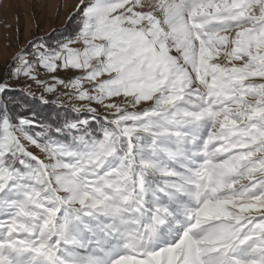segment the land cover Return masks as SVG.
Wrapping results in <instances>:
<instances>
[{"label":"snow or ice","instance_id":"6c2138e0","mask_svg":"<svg viewBox=\"0 0 264 264\" xmlns=\"http://www.w3.org/2000/svg\"><path fill=\"white\" fill-rule=\"evenodd\" d=\"M68 20L0 76V264H264V0ZM32 83L80 103L38 117Z\"/></svg>","mask_w":264,"mask_h":264},{"label":"rangeland","instance_id":"374dc122","mask_svg":"<svg viewBox=\"0 0 264 264\" xmlns=\"http://www.w3.org/2000/svg\"><path fill=\"white\" fill-rule=\"evenodd\" d=\"M76 3L77 0H0V76H3L5 65L20 47L28 45L34 37H45L55 30L65 28ZM56 75L67 79L73 74L60 72ZM28 91L34 97L44 96L48 101L70 108L73 103H80L70 101L61 86H57L56 92L46 93L43 87L32 83Z\"/></svg>","mask_w":264,"mask_h":264},{"label":"trees","instance_id":"16d2710c","mask_svg":"<svg viewBox=\"0 0 264 264\" xmlns=\"http://www.w3.org/2000/svg\"><path fill=\"white\" fill-rule=\"evenodd\" d=\"M70 25V21L68 20V23L65 28L55 30L54 32H51L49 35L45 36V38L49 39H55L57 38L61 33H63ZM18 99L24 98L28 99L24 96L23 92L15 93ZM28 104L32 111H34L38 117H48L52 118L56 116L57 114L63 115L65 109H70V107L65 105H60L55 102L49 101L48 104H42L39 100V97L35 96V99H28Z\"/></svg>","mask_w":264,"mask_h":264}]
</instances>
